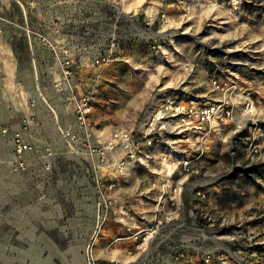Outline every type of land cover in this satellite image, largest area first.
I'll use <instances>...</instances> for the list:
<instances>
[{
    "label": "rangeland",
    "instance_id": "rangeland-1",
    "mask_svg": "<svg viewBox=\"0 0 264 264\" xmlns=\"http://www.w3.org/2000/svg\"><path fill=\"white\" fill-rule=\"evenodd\" d=\"M19 1L42 73L50 60L39 33L82 52L104 49L116 7L141 5L147 15L155 7L163 15L125 59L104 67L90 116L98 132L137 128L169 99L195 108L222 104L230 115L207 124L204 138L175 136L190 160L188 171L174 175L183 184L178 206L156 194L168 164L161 163L164 146L114 182L110 196L120 211L99 219L85 162L57 140L49 172L0 165V264H162L176 247L187 256L175 264H206V255L210 264H264V0ZM0 16L15 17L23 32L15 0H0ZM129 27L121 22L119 30ZM14 45L18 76L29 83L30 50L21 35ZM11 113L0 92V128Z\"/></svg>",
    "mask_w": 264,
    "mask_h": 264
},
{
    "label": "built area",
    "instance_id": "built-area-1",
    "mask_svg": "<svg viewBox=\"0 0 264 264\" xmlns=\"http://www.w3.org/2000/svg\"><path fill=\"white\" fill-rule=\"evenodd\" d=\"M15 1L21 9L23 32L17 33L15 17L6 19L0 16V92L10 99L12 105L9 123L0 128V165L7 164L15 172L27 171L33 164L40 165L45 172L52 170L55 146L44 137L43 117L48 115L65 154L85 162V173L91 179L97 196L98 219L109 209H118L115 199L110 196L114 182L135 165H146L155 155L153 150L157 146H164L165 149L161 153V163L175 164V168L170 174L165 170V176L158 180L156 194L159 200L178 206L183 184L174 175L188 171L190 160L178 151L175 136L181 135V139L187 141L196 133L204 138L207 124H216L224 114L229 116V110H224L222 104L195 108L169 99L147 115L137 128L98 132L90 120L104 67L116 59H125L134 46L146 40L148 27L163 16L161 12L154 7L151 10L153 14L147 15L145 11H124L115 6L112 32L104 49L90 48L82 52L75 45L58 44L45 34H37L49 52L50 61L45 73H42L35 64L32 52L34 36L28 27V16L23 4ZM2 22L10 24L9 30L3 27ZM121 22L130 26L126 34L119 30ZM17 35L22 36L30 50L29 83V80L18 76L13 49ZM47 89H51L62 102L63 112L53 103ZM61 115L71 118L62 121ZM4 148H7L6 156ZM201 187L196 194L203 196ZM121 212L124 213V210ZM186 256V249L176 247L161 263L175 264ZM210 261L209 255L203 256L204 263L210 264Z\"/></svg>",
    "mask_w": 264,
    "mask_h": 264
},
{
    "label": "crops",
    "instance_id": "crops-1",
    "mask_svg": "<svg viewBox=\"0 0 264 264\" xmlns=\"http://www.w3.org/2000/svg\"><path fill=\"white\" fill-rule=\"evenodd\" d=\"M82 81L84 82V79H82ZM98 90H99V88H98ZM97 92H98V91H97ZM49 95H51L50 97H51L53 103L59 108V110H60L61 112H63L64 107H63V105H62V102L56 97V94H55L51 89H49ZM96 98H97V93H96ZM70 118H71V116L61 115V120H62V121H68ZM43 123H44L45 126H46V127H45V133H44V137H45V139H46L48 142H50V143H52V144H54V145H56L55 143H56V140H57V141L59 142V145L61 146V143H60L59 138H58V135H57V133H56V131H55V129H54L53 122H52V120L50 119V116H48V115L44 116V118H43ZM42 139H43V137H42ZM35 166H36V167H39V169H41V166L38 165V164H33V165L30 167V169L33 170L34 168H36ZM28 171H29V170H28ZM33 171H35V170H33ZM79 183H81V182H79ZM79 183H78V184H79ZM79 190H80V189H79ZM76 194H77V193H76ZM78 194L83 195L82 193H78ZM40 196H41L42 198H44V197H43V196H44V193H41ZM82 198H83V197H82ZM79 206H80V208H82V203H80ZM92 209H93V205H92Z\"/></svg>",
    "mask_w": 264,
    "mask_h": 264
},
{
    "label": "bare ground",
    "instance_id": "bare-ground-1",
    "mask_svg": "<svg viewBox=\"0 0 264 264\" xmlns=\"http://www.w3.org/2000/svg\"><path fill=\"white\" fill-rule=\"evenodd\" d=\"M139 1V0H138ZM141 7V5H139V6H133V7H130V8H125L126 10H136V11H138L139 10V8ZM149 8H150V6H149ZM179 140H181V139H179ZM170 165L168 164V165H166V168H165V170H167V173L168 174H170L171 172H172V170H173V168H171V167H169Z\"/></svg>",
    "mask_w": 264,
    "mask_h": 264
},
{
    "label": "trees",
    "instance_id": "trees-1",
    "mask_svg": "<svg viewBox=\"0 0 264 264\" xmlns=\"http://www.w3.org/2000/svg\"><path fill=\"white\" fill-rule=\"evenodd\" d=\"M13 49H14V52H16V48H15V45L13 46Z\"/></svg>",
    "mask_w": 264,
    "mask_h": 264
}]
</instances>
